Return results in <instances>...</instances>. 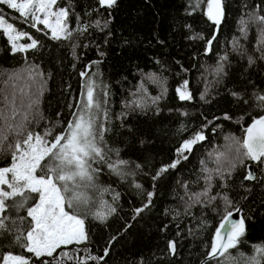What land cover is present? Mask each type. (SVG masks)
<instances>
[{"label":"trees","instance_id":"16d2710c","mask_svg":"<svg viewBox=\"0 0 264 264\" xmlns=\"http://www.w3.org/2000/svg\"><path fill=\"white\" fill-rule=\"evenodd\" d=\"M206 3L117 0L109 9L101 8L98 0H57L58 6L69 10L70 26H87V31L70 42L52 39L40 25L33 28L17 12L0 5L1 17L37 41L35 48L12 52L0 30V108L11 117L15 107L20 114L14 121L21 123L43 83L39 111L29 114L35 118L25 133L30 130L43 135L51 129L53 135L47 137L51 140L64 132L73 113L80 111L76 105L89 79L106 86L108 93L104 105L108 118L100 115L107 129L103 135L107 162L93 163L98 170L91 182L94 187L78 189L89 199L86 207L92 211L74 213L65 204L69 214L85 220L88 239L61 246L54 253L57 260L53 264H220L223 257L201 260L210 251L224 213L221 197L225 194L240 209L237 217L246 223V235L238 249L230 250L232 254L251 256L252 246L264 243V165H252L254 181L242 179L250 160L245 161L247 167L237 163L231 178H222L215 171V151L220 150L223 161L229 138L242 139L246 125L264 114V106L256 99L264 95V59L258 51L264 24L255 19L264 16V0H221L223 17L218 27L205 15ZM96 21H100L99 27ZM245 26L246 36L241 31ZM197 34L203 39H190ZM225 56L226 60L220 59ZM249 57L255 61L251 65ZM218 63L224 65L219 76L215 74ZM30 66H38L31 76ZM36 71L41 75H35ZM81 72L87 73L83 79ZM184 81L188 82L190 100H180L176 92ZM140 82L146 83L141 91L144 97L133 95ZM5 94L8 101H4ZM153 97L159 99L153 102ZM225 115L231 119H224ZM197 132L205 139L185 153L188 158L153 179L162 166L177 159L176 149ZM14 137L13 133L9 139ZM7 141L0 150V167L11 163L14 148L9 144L16 141ZM119 160L128 162L123 176L108 167ZM206 175L211 176L210 182ZM205 189L207 195H196ZM101 201L106 213L109 207L115 208L104 221L94 218ZM146 203L149 206L136 215L134 210ZM6 214L16 218L19 226L18 217L26 216V211L12 209ZM6 223L11 227L10 221ZM15 234V229L0 234V264L8 254L40 264L13 243ZM169 242L174 243L175 252L169 250Z\"/></svg>","mask_w":264,"mask_h":264},{"label":"snow or ice","instance_id":"6c2138e0","mask_svg":"<svg viewBox=\"0 0 264 264\" xmlns=\"http://www.w3.org/2000/svg\"><path fill=\"white\" fill-rule=\"evenodd\" d=\"M116 2L117 0H98L101 8L109 9ZM199 2L200 0H197V3ZM0 5H5L17 12L19 17L25 21H30L33 28H36L38 24H43L51 32L52 39L67 38L70 40L72 37L73 29H70L67 23L69 10L63 7L54 10L57 0H0ZM206 15L218 27L223 17L221 0H207ZM255 19L260 24H264V16H256ZM77 22L79 23V18H77ZM241 23L246 25L247 22L242 21ZM96 26H100V21H96ZM0 30L6 34L11 43L12 52H24L37 45L36 40L27 36V33L18 31L12 23L6 22L3 17H0ZM39 30L37 29V31ZM79 30L87 31V26L80 27ZM241 31L246 36V26L242 27ZM21 37H26L31 40V43L19 44L18 41ZM190 39H203V37L197 34ZM212 39L215 37L213 36ZM212 39L207 41V45L212 44ZM258 44L261 46L258 51L261 52V58L264 59V29L260 31ZM220 59L226 60L227 57ZM254 62L253 58L249 57V65ZM37 67L30 66V76ZM223 73L224 65L218 63L215 74L219 76ZM35 75L41 74L36 71ZM80 75L83 79L87 73L81 72ZM187 83L184 81L176 88L180 100L192 98L187 91ZM97 89L100 90L97 91ZM42 90L43 83L40 85L39 94L27 106L28 111L24 113L23 120L19 124L8 123L10 119L14 120L20 114L15 107L12 108L11 117L5 114L4 108H0V150L13 133L17 137H24L22 140L17 139L14 145L9 144V148H14L11 163L9 166L0 167V234L12 232L15 229L13 243L32 254L36 260L40 261V264H53L57 260L54 253L61 246L81 244L88 239L85 220L79 215L69 214L65 210V204L68 208L73 209L74 213L82 212L86 215L92 211L91 208L86 207L89 204V199L78 189L94 187L91 182L94 180V173L98 170L92 167L93 163L107 162V154L103 150V135L107 129L100 122V115L102 113L105 120L108 118L107 109L104 107L107 103L108 93L106 86L101 87L89 79L86 90L81 93V102L76 105L80 111L73 113V119L68 121L64 132L54 135L49 140L47 137L53 135L51 129H46L43 135L30 130L25 133L27 125L31 124L35 118L34 115L30 118L29 114L33 113L34 109L35 113L39 111L37 106ZM8 99L5 94L4 101H8ZM152 99L155 102L159 97ZM201 99H204L203 95ZM256 99L260 102L259 106H264V95H257ZM11 103L15 104V96ZM139 106L137 104V107ZM4 107L7 108L8 104L5 103ZM224 119H231V117L225 115ZM244 132L242 139L229 138L227 154H222L224 155L223 161L220 156L215 159L217 164L215 171L222 178H231L232 172L237 168V163L245 165V161L250 160L253 163L264 165V115L253 119ZM204 139L205 136L201 132H197L192 138L185 140L176 149L177 159L162 166L153 179H157L169 169L175 168L181 159H187L185 153H190L193 145ZM127 163V161L119 160L109 163L108 167L114 174L123 176L126 174L123 167ZM225 164L227 167L224 166ZM202 170L208 172L207 168ZM204 178L208 182L211 181V176L206 175ZM242 179L254 181L256 177L249 171ZM222 186L226 187L227 185ZM135 187L140 188L141 186L136 184ZM147 195L150 203L152 193L149 192ZM196 195H207V189L204 193ZM192 198L194 197H190V199ZM221 198L224 204V213L219 226L215 229L207 258L211 260L223 257L220 264H264V243L253 245L251 256H246L244 253L234 256L230 251L238 249L242 243L241 238L246 235V223L243 218L233 219L234 211L238 213L240 209L234 207L233 202L226 194ZM209 199L215 200L216 197ZM7 201H11V204L6 203ZM196 202L199 203V200L197 199ZM148 206L149 204L146 203L143 207L135 209V214L139 215ZM103 208L104 204L101 201L100 207L94 213L95 219L104 221L109 213L115 212V208L109 207L107 213L102 210ZM12 209L17 213L21 210L26 211V216L18 217L19 226L16 218L6 214ZM9 221L11 227L6 223ZM168 247L170 251L175 252L173 242H169ZM107 254V249H105V255ZM62 255L67 256L68 254L62 253ZM45 258H51V260ZM2 259L3 264H29V260L22 255L8 254ZM91 259H102V257H91Z\"/></svg>","mask_w":264,"mask_h":264},{"label":"rangeland","instance_id":"374dc122","mask_svg":"<svg viewBox=\"0 0 264 264\" xmlns=\"http://www.w3.org/2000/svg\"><path fill=\"white\" fill-rule=\"evenodd\" d=\"M59 7H61V6H58V5H55L54 6V10L56 9V8H59ZM63 8H65V7H63ZM206 12H207V3H206V7H205V15H206ZM40 15H42V14H40ZM207 16V15H206ZM1 17V16H0ZM6 20V19H5ZM6 22H8V23H10L9 21H7L6 20ZM28 24H30L31 25V23H30V21H26ZM68 23V27L70 28V29H73V32H72V37H71V39L69 40V39H67V38H62V39H64V40H66L67 42H70L72 39H74L75 38V36L76 35H78V33H80L81 31L79 30V28L81 27L79 24H75V25H73V26H70L69 25V22H67ZM38 25H40L41 27H43V29H45L47 32H48V34L51 36V32L47 29V28H45L44 27V25L43 24H38ZM2 31V30H1ZM259 30H257V32H258ZM4 36L6 37V39H7V36H6V34H4ZM28 36V35H27ZM22 38L23 37H21L20 38V40L18 41V43L19 44H25V43H31V40H28L27 39V41H22ZM259 40V39H258ZM7 41H8V39H7ZM8 43H9V45H10V47H11V43L8 41ZM145 82H140L139 84H138V87L140 86V88H136V90H135V92L133 93V95L135 94L136 95V97H138V96H142V97H144V95L141 93V91L142 90H144L146 87H145ZM151 97H148V99H150ZM8 123H10V124H13V125H16V123H15V121L14 120H12V119H10L9 121H8ZM24 137L22 136L21 137V140L23 139ZM18 139V137L16 136V137H14V138H10L9 139V141H7L8 143L9 142H11V143H14L16 140ZM48 139V138H47ZM219 151L220 150H217V151H215V153H216V155L217 156H220V153H219ZM9 166V165H8ZM10 175V174H9ZM235 215V214H234ZM1 264H3V262L1 263Z\"/></svg>","mask_w":264,"mask_h":264},{"label":"water","instance_id":"95a60500","mask_svg":"<svg viewBox=\"0 0 264 264\" xmlns=\"http://www.w3.org/2000/svg\"><path fill=\"white\" fill-rule=\"evenodd\" d=\"M262 115H264V114H262ZM259 117V116H258ZM258 117H256V118H258ZM251 122L252 121H250L247 125H246V127L244 128V130L251 124ZM244 134H245V132H243V136H242V138L244 137ZM254 164H256V163H253L252 161H251V164H249L248 165V172L249 171H251V168H252V165H254ZM234 214L235 215H233V219H235V220H239V218L237 217V213L236 212H234ZM215 234V233H214ZM213 237H214V235H213ZM208 258H207V255L201 260V262H203L204 260H207Z\"/></svg>","mask_w":264,"mask_h":264}]
</instances>
